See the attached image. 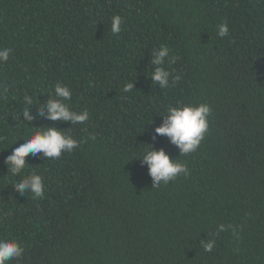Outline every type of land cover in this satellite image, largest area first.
<instances>
[{
  "label": "trees",
  "instance_id": "1",
  "mask_svg": "<svg viewBox=\"0 0 264 264\" xmlns=\"http://www.w3.org/2000/svg\"><path fill=\"white\" fill-rule=\"evenodd\" d=\"M162 45L172 74L164 89L150 78V53ZM4 47L12 52L0 64V237L25 249L8 264H264V0H0ZM57 83L89 120L24 121V96L38 115ZM198 102L212 114L195 152L153 141L167 106ZM53 125L81 143L59 159L29 155L25 174H40L45 194H21L4 158ZM149 144L190 174L153 187L133 157Z\"/></svg>",
  "mask_w": 264,
  "mask_h": 264
},
{
  "label": "clouds",
  "instance_id": "2",
  "mask_svg": "<svg viewBox=\"0 0 264 264\" xmlns=\"http://www.w3.org/2000/svg\"><path fill=\"white\" fill-rule=\"evenodd\" d=\"M122 17L115 15L111 20V32L119 35L121 32ZM218 36L225 37L229 34L227 23L218 26ZM12 49L0 48V64L9 60ZM150 63L154 66L151 72V81L160 88L170 86L172 74L166 68V60L170 59V49L162 45L154 49L151 53ZM173 79H179L175 77ZM135 88L134 81L124 85L123 91L130 92ZM72 90L68 85L57 83L54 87V94L49 95L46 102L40 103L37 114L30 111V106L34 104L31 95L24 96V102L29 105L28 109L22 112L23 120L30 122L36 118H43L50 121L71 122V125L82 124L89 120L90 113L83 109L76 111L71 106ZM211 107L205 102L169 105L165 108L163 119L153 134V141L157 136H165L170 143L179 149V156H188L195 152L204 140L209 131V118L211 117ZM40 129L30 137L23 140L14 147L11 153L4 158V163L8 170L15 177H20L12 185L21 194L31 193L33 198H40L45 194L43 177L35 172H26V158L31 156H43L45 159H59L62 153H71L81 141L74 138L69 133L53 126L36 127ZM150 148L144 150L139 156L142 165H147L149 176L152 179L153 187L161 184L167 185L170 181L176 180L179 176H187L190 170L187 164L178 158H171L164 148H155L149 144ZM225 226L220 224L217 228V235L224 231ZM201 245L206 252H211L215 247V240L209 239L201 241ZM25 252L24 247L15 239L4 236L0 237V264H8L11 260H18Z\"/></svg>",
  "mask_w": 264,
  "mask_h": 264
}]
</instances>
